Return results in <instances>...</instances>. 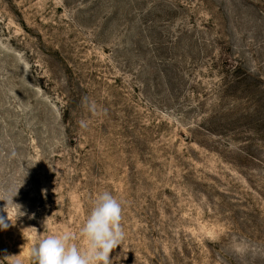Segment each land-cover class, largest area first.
Masks as SVG:
<instances>
[{
  "label": "rangeland",
  "instance_id": "374dc122",
  "mask_svg": "<svg viewBox=\"0 0 264 264\" xmlns=\"http://www.w3.org/2000/svg\"><path fill=\"white\" fill-rule=\"evenodd\" d=\"M9 190L27 215L0 264L77 235L104 191L112 264H264V0H0Z\"/></svg>",
  "mask_w": 264,
  "mask_h": 264
},
{
  "label": "clouds",
  "instance_id": "9594fccd",
  "mask_svg": "<svg viewBox=\"0 0 264 264\" xmlns=\"http://www.w3.org/2000/svg\"><path fill=\"white\" fill-rule=\"evenodd\" d=\"M81 126L86 127L83 122ZM18 190L0 193V201L5 202L0 212L7 214L6 217L0 215V230L15 226L19 218L27 215L22 211V205L14 202ZM28 218H35V214ZM122 221L123 202L110 192L104 191L95 197L77 235L63 232L39 239L38 244L31 248L30 256L34 264H112L110 253L122 245L126 238ZM31 229L36 228H22L23 236ZM77 240H82L83 245L77 243ZM12 264H21V261L15 259Z\"/></svg>",
  "mask_w": 264,
  "mask_h": 264
}]
</instances>
